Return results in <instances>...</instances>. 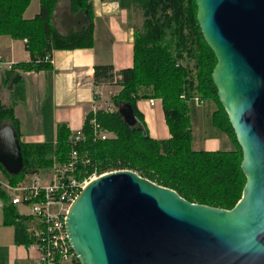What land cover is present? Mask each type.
Wrapping results in <instances>:
<instances>
[{
    "label": "trees",
    "instance_id": "1",
    "mask_svg": "<svg viewBox=\"0 0 264 264\" xmlns=\"http://www.w3.org/2000/svg\"><path fill=\"white\" fill-rule=\"evenodd\" d=\"M32 0H0V37L23 40L30 54L29 63L11 67L5 85L12 83L11 105L0 102V128L10 126L17 134L24 161L18 176L9 175L0 165V174L12 186L52 169L54 163L70 161L73 137L66 125L60 126L56 143L25 144L20 141L21 124L16 106L24 101L26 73L50 71L54 51H74L94 47V11L90 0H41L40 13L31 21L24 15ZM143 15L141 31H136L134 67L115 72L112 66H97V86H118L112 114H88L82 131L85 140L76 148L77 178L96 177L118 171L137 173L160 187L175 191L189 203L233 210L246 186L242 172V152L227 114L218 99L212 77L217 60L204 41L198 23L196 0H132ZM68 14L63 25H74L63 33L55 19L61 3ZM213 102L214 128L236 145L233 152H195L192 148L190 102ZM160 100L171 139L153 140L138 110L140 101ZM121 111L130 119L127 123ZM100 132L114 134L106 141L95 137L92 120ZM133 123V124H132ZM5 202L4 224L15 229V243L30 246L36 241L28 232L32 217H23L17 207Z\"/></svg>",
    "mask_w": 264,
    "mask_h": 264
},
{
    "label": "water",
    "instance_id": "2",
    "mask_svg": "<svg viewBox=\"0 0 264 264\" xmlns=\"http://www.w3.org/2000/svg\"><path fill=\"white\" fill-rule=\"evenodd\" d=\"M196 4L217 60L212 80L243 156V197L226 211L189 203L131 171L97 177L66 217L79 264H264V0ZM0 165L12 176L24 170L10 126L0 128Z\"/></svg>",
    "mask_w": 264,
    "mask_h": 264
},
{
    "label": "crops",
    "instance_id": "3",
    "mask_svg": "<svg viewBox=\"0 0 264 264\" xmlns=\"http://www.w3.org/2000/svg\"><path fill=\"white\" fill-rule=\"evenodd\" d=\"M90 2L94 11V47L54 51L50 71L23 75L24 101L15 108V116L21 124L22 143H56L58 128L63 125L68 127L72 136L83 131L94 102L91 85L104 99L113 98L120 91L118 86L95 85V67L112 66L115 72L134 67L139 11L133 1L131 9L119 0ZM40 3L41 0L31 1L24 15L25 20L31 21L40 13ZM67 6L66 2L61 3L55 19L56 27L63 33L74 29V25L65 26L62 22L68 14ZM132 8L135 17H132ZM30 61L25 41L0 37V102L4 106L11 105L13 91L12 83H4L6 73L11 71V67ZM213 106L211 112L206 111L205 106H194L191 112L192 148L195 152H233L235 146L228 136L214 128L213 115L218 106L215 103ZM137 107L153 140L171 139L160 100L155 107H151L149 101H140ZM208 126L212 128L211 135ZM198 135L203 137L198 140ZM0 211V264H39V253L31 245L15 243V229L4 224V212Z\"/></svg>",
    "mask_w": 264,
    "mask_h": 264
},
{
    "label": "built area",
    "instance_id": "4",
    "mask_svg": "<svg viewBox=\"0 0 264 264\" xmlns=\"http://www.w3.org/2000/svg\"><path fill=\"white\" fill-rule=\"evenodd\" d=\"M91 88L94 91V102L90 113L93 115L100 111L114 113L116 106L113 98L104 99L94 85H91ZM192 101L197 106L203 105L199 99ZM156 102L157 100H149L151 107H155ZM91 124L98 140L111 139L110 133L99 131L96 119H93ZM84 140L82 131L70 139L71 156L68 163H54L52 169L45 174L35 175L26 184L16 188L0 182L8 203L17 208L28 209V215L20 214L33 218L28 232L36 240L31 246L39 253V264H79L70 246L65 223L72 203L85 187L97 178L96 175L82 179L76 177L78 163L76 148ZM4 205L5 202L0 196V209H3Z\"/></svg>",
    "mask_w": 264,
    "mask_h": 264
},
{
    "label": "rangeland",
    "instance_id": "5",
    "mask_svg": "<svg viewBox=\"0 0 264 264\" xmlns=\"http://www.w3.org/2000/svg\"><path fill=\"white\" fill-rule=\"evenodd\" d=\"M120 2H121V4H123L126 8H128V9H131V7H133L132 5H134L133 3H132V1L131 0H119ZM137 9H138V11H139V15H138V20H137V30L136 31H141L142 30V26H143V15H142V13H141V11L139 10V8L137 7V6H135ZM133 15H134V17H135V11H133V8H132V17H133ZM205 104V105H204ZM194 106H196V103L194 102V101H191L190 102V107H191V112H192V110H194ZM203 106H205L204 107V109L206 110V111H208V112H211V110H213L214 109V106H213V103L212 102H206V103H203V105H201V106H199V107H203ZM208 128L210 129V132H209V135H211V132H212V128H211V126H208ZM196 130V129H195ZM207 133H208V130H207ZM110 137H111V139H113V138H115V135L114 134H111L110 135ZM201 137H203V136H200L199 137V135L198 136H196V138L199 140V138H201ZM233 143V142H232ZM234 144V143H233ZM234 146H235V150H236V145L234 144ZM47 171H43L42 173L43 174H45ZM0 182H3V184H7V185H9L10 187H13V188H16V187H18V186H16V187H14V186H12L9 182H7L5 179H4V177L0 174ZM28 182V181H27ZM27 182H25V183H23V184H21V185H24V184H26ZM21 185H19V186H21ZM18 210H19V212L20 213H27L28 212V209H25V208H23V207H19L18 208ZM0 213H1V211H0Z\"/></svg>",
    "mask_w": 264,
    "mask_h": 264
}]
</instances>
